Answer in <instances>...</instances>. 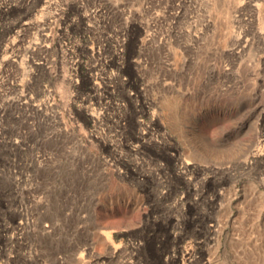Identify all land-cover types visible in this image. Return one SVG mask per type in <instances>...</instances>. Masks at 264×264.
<instances>
[{
	"label": "rangeland",
	"instance_id": "1",
	"mask_svg": "<svg viewBox=\"0 0 264 264\" xmlns=\"http://www.w3.org/2000/svg\"><path fill=\"white\" fill-rule=\"evenodd\" d=\"M0 264H264V0H0Z\"/></svg>",
	"mask_w": 264,
	"mask_h": 264
},
{
	"label": "bare ground",
	"instance_id": "2",
	"mask_svg": "<svg viewBox=\"0 0 264 264\" xmlns=\"http://www.w3.org/2000/svg\"><path fill=\"white\" fill-rule=\"evenodd\" d=\"M172 104V103H171ZM171 107V106H170Z\"/></svg>",
	"mask_w": 264,
	"mask_h": 264
}]
</instances>
